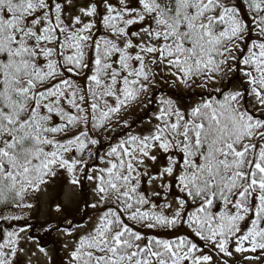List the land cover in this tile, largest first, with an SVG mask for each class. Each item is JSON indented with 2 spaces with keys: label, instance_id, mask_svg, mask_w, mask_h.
<instances>
[{
  "label": "snow or ice",
  "instance_id": "6c2138e0",
  "mask_svg": "<svg viewBox=\"0 0 264 264\" xmlns=\"http://www.w3.org/2000/svg\"><path fill=\"white\" fill-rule=\"evenodd\" d=\"M58 177L61 264H264V0H0V264Z\"/></svg>",
  "mask_w": 264,
  "mask_h": 264
},
{
  "label": "trees",
  "instance_id": "16d2710c",
  "mask_svg": "<svg viewBox=\"0 0 264 264\" xmlns=\"http://www.w3.org/2000/svg\"><path fill=\"white\" fill-rule=\"evenodd\" d=\"M234 81V85H235ZM162 90L164 93L173 94V98L177 99L178 102L183 104H188L192 100L197 98V93H200L201 90L197 88L195 93L184 89L183 87H178L176 89L170 88L168 85H165L162 81L157 85V88L154 91ZM144 112L137 111L135 114H129L130 121H136L140 116H145ZM138 130V129H137ZM107 143V142H105ZM67 187L65 179L57 178L51 185L48 186V203L50 209H45L40 196L36 207L29 211V223L36 226L33 235H35L39 240L42 246L51 252V257L49 264H61V262L66 259L65 252L62 247V239L58 236V232H52L47 234L42 231L41 225L45 223H50V226L55 227L57 224H60L62 227H69L68 224H65L64 221L70 220L72 222H78L86 220L85 208L86 204L92 202L93 197L88 193V189L84 188L83 190H76V196L70 200V203L64 204L63 196L64 190ZM62 205V212L57 214L54 211L55 206ZM88 213H91V209H87ZM23 223V221L19 222ZM8 227L7 223L4 225Z\"/></svg>",
  "mask_w": 264,
  "mask_h": 264
},
{
  "label": "rangeland",
  "instance_id": "374dc122",
  "mask_svg": "<svg viewBox=\"0 0 264 264\" xmlns=\"http://www.w3.org/2000/svg\"><path fill=\"white\" fill-rule=\"evenodd\" d=\"M76 190H72L70 186L67 185V187L65 188L64 190V196H63V202L64 204L66 203H70V200L72 198H74L76 196ZM48 194L46 195H43L42 196V204L44 206V208L47 210V209H50L49 208V203H48ZM56 207V206H55ZM55 209V208H54ZM58 236L62 239V241L64 240V237L62 236L61 233H57ZM33 249L35 248V245H32L31 246ZM63 249V248H62ZM47 253H48V256L47 257H44L40 254H37V257L33 259L32 261V264H49V261H50V257H51V252L49 250H46ZM64 251V249H63ZM65 252V251H64ZM21 259H26V257H21Z\"/></svg>",
  "mask_w": 264,
  "mask_h": 264
}]
</instances>
